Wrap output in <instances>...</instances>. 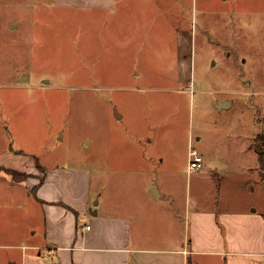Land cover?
<instances>
[{"label":"rangeland","instance_id":"rangeland-1","mask_svg":"<svg viewBox=\"0 0 264 264\" xmlns=\"http://www.w3.org/2000/svg\"><path fill=\"white\" fill-rule=\"evenodd\" d=\"M261 5L117 0L102 11L0 0V155L13 150L11 164L18 156L31 168L0 169V241L38 235L37 198L16 181L42 178L43 166L133 172L104 180L111 205L149 185L189 189L193 201L215 177L189 169L191 148L223 174L248 163L239 134L264 131V15L249 12ZM239 171L238 186L248 180Z\"/></svg>","mask_w":264,"mask_h":264},{"label":"crops","instance_id":"crops-1","mask_svg":"<svg viewBox=\"0 0 264 264\" xmlns=\"http://www.w3.org/2000/svg\"><path fill=\"white\" fill-rule=\"evenodd\" d=\"M50 1L57 8L109 11L117 0ZM259 2L250 13L262 10L264 15V0ZM239 135L247 141L241 152L249 162L238 163L235 173L228 174L205 163L199 172L215 179L208 188H196L193 201L189 189L149 185L125 191L124 201L109 205L104 180L132 178L133 172L113 170L94 177L90 167L43 166V177H32V187V178L16 181L25 182L37 198L42 214L38 232L34 230L38 235L0 241L5 249L0 264H264V131ZM7 153L0 155V168L29 169L22 157L11 164L14 151ZM242 169L248 180L238 186L237 177L230 176ZM95 179L101 182L93 183Z\"/></svg>","mask_w":264,"mask_h":264},{"label":"built area","instance_id":"built-area-1","mask_svg":"<svg viewBox=\"0 0 264 264\" xmlns=\"http://www.w3.org/2000/svg\"><path fill=\"white\" fill-rule=\"evenodd\" d=\"M204 156L202 152L197 148H191L189 151V169L200 170L203 167ZM90 228V225L87 226Z\"/></svg>","mask_w":264,"mask_h":264},{"label":"trees","instance_id":"trees-1","mask_svg":"<svg viewBox=\"0 0 264 264\" xmlns=\"http://www.w3.org/2000/svg\"><path fill=\"white\" fill-rule=\"evenodd\" d=\"M261 154L264 156V149L261 150ZM263 160H264V159H263ZM0 169H3V168H0ZM7 169H8V168H7ZM8 172L11 173V174H13V175H14L15 173H17V171H16V170H13V169H12V170H11V169H8ZM18 181H19V180H18Z\"/></svg>","mask_w":264,"mask_h":264},{"label":"water","instance_id":"water-1","mask_svg":"<svg viewBox=\"0 0 264 264\" xmlns=\"http://www.w3.org/2000/svg\"><path fill=\"white\" fill-rule=\"evenodd\" d=\"M230 105V102H226V103H222L221 102V107H227V106H229Z\"/></svg>","mask_w":264,"mask_h":264}]
</instances>
